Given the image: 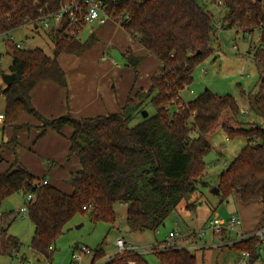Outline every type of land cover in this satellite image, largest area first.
<instances>
[{
    "label": "trees",
    "instance_id": "1",
    "mask_svg": "<svg viewBox=\"0 0 264 264\" xmlns=\"http://www.w3.org/2000/svg\"><path fill=\"white\" fill-rule=\"evenodd\" d=\"M69 0H0V32L7 33L32 22L36 24L39 10H55ZM106 11L126 33L146 49L136 55L127 48L123 53L126 65L133 70L134 81L120 111L83 118L70 111L54 116L43 115L32 100V90L39 82L51 80L67 91L68 78L59 62L62 54L81 56L89 51L99 37L93 30L85 40L78 39L80 28L63 25L55 30L53 56L41 48L25 49L5 41L12 56L10 72L17 75L9 85L0 84L4 98L3 126L12 130L7 141L0 143L1 152L10 150L14 159L0 172V206L16 192L33 194L28 202V216L34 225L31 246L47 259L56 240L78 213L90 212L93 221L114 222L115 205L127 206V224L131 232L155 231L165 224L182 201L189 202L203 181L205 157L212 149L208 135L222 127L228 138L243 136L246 145L222 171L218 188L223 200L236 196L243 202L258 201L264 225V127L238 119L242 112L237 97L218 94L206 88L194 99L185 101L182 92L194 81L196 67L213 51L212 37L216 24L221 29H235L243 37L259 30L253 60L259 78L255 93L242 91L248 109L264 122V5L263 0H104ZM222 8L217 22L211 6ZM53 30V31H54ZM147 55L160 62L157 73L150 77L147 89L136 87L139 67ZM155 107L135 125V114L145 110V101ZM177 105L175 111L171 110ZM173 111V112H172ZM229 112L235 119L224 118ZM23 113L31 115L38 125L36 142L49 130L61 133L70 126L67 160L76 156L80 167L71 176L72 191L67 192L46 178L34 175L20 160L18 149L24 127ZM243 113V112H242ZM51 165V163H50ZM0 255L19 251L21 240L9 232L14 211L0 208ZM260 245L257 237L239 241L233 247L255 254ZM162 264H197L191 249L167 248L157 253ZM104 257L100 246L92 257L95 263ZM253 261V260H252ZM104 264H151L144 253L126 250L104 260Z\"/></svg>",
    "mask_w": 264,
    "mask_h": 264
},
{
    "label": "rangeland",
    "instance_id": "2",
    "mask_svg": "<svg viewBox=\"0 0 264 264\" xmlns=\"http://www.w3.org/2000/svg\"><path fill=\"white\" fill-rule=\"evenodd\" d=\"M210 10L214 13L215 20L219 22L224 9L211 6ZM111 23L117 24L111 18H107L103 24L89 23L78 33V39L85 41L90 37L93 30L100 34L98 25H103L102 27L105 31L102 34L104 37L100 36V44L93 49V54H90V52L87 55L88 57L90 56V59L85 60V62L92 61L96 63L97 60H107L112 68H116L111 71L110 69L105 70L94 65L93 67L86 66L85 75L92 79H110L109 86L114 84L113 90L119 93H122L123 90L129 92L134 80L133 78L131 79L133 70L126 65L121 48L117 45L118 42L113 40L115 37L119 39L129 36L124 29L119 30L115 36L116 31L110 27ZM216 28V35L212 37L211 42L214 48L212 54L198 64L194 72V81L183 90L182 97L185 101L192 100L208 88L221 95L232 94L237 97L241 108L248 109L247 101L243 97L242 91L255 93L258 90L257 81L259 74L253 60V52H255L258 44L259 30L245 38L242 32L237 33L233 28L220 29L217 24ZM53 30L52 28L45 29L42 26L39 29H35V24L29 22L12 30L10 34L14 36L15 42L23 43L22 45L25 49L39 47L49 56H53L55 47V30ZM111 43H115L116 46ZM0 58V74L4 71L8 73L12 63V56L7 52L5 42L0 43ZM70 58V56L67 58V55L62 57L65 60L64 64L69 70L68 77L72 79V77H75L76 69L71 64L72 60ZM116 62L118 64H115ZM113 63L115 65H112ZM111 78H113L112 81ZM149 82L150 72L142 68L136 87L147 89ZM0 84L2 86L5 85L1 76ZM145 104V110L149 114L155 113L156 109L150 103L149 98L145 101ZM4 105V98L0 95V112L4 110ZM175 109H177V105L171 107V110L175 111ZM143 117V110L137 112L130 125H135ZM224 118L231 121L235 119L229 112L224 114ZM238 119L243 122H254L257 120L264 127L263 120H258L249 109L244 114L241 112ZM208 140L212 145V149L205 157L206 170L203 173V181L188 200L195 204V209L186 208L187 200L182 201L178 208L166 219L165 224L161 225L156 232L152 230L131 232L127 224V206L124 203H117L115 205L116 220L112 223L93 221L90 218V212L78 213L74 216L64 229V233L54 243L51 250V258L47 259L41 253L32 249L31 241L34 225L29 216H23L20 211L24 203L28 201V197L21 191L12 194L2 202L0 208L2 212H15L9 232L17 236L21 240L22 245L19 251L13 255H0V264H72L74 261L72 253L77 249L74 248L77 245L78 248L85 245L92 252L83 255L80 261L75 262L76 264H104L105 259L117 252L115 242L119 237H123L128 244L140 248L141 246H152L156 243L165 242L168 234H170L169 232L173 229L178 232V237L175 239L177 244L201 243L200 248L191 249L197 256V264H239L238 259L241 256V250L233 246L244 239V234H248L257 228L259 220H255V218L259 219L260 215H262L261 204L258 201L246 203L236 196H230L228 200H223L220 194L213 192V189L218 186L220 175L224 168L235 159L246 145V138L243 136L228 138L225 130L219 127L208 135ZM238 214L241 216L242 222L243 220L251 222L255 227H244L242 223L236 228L238 232L246 231V233L240 234L241 237H239V234L231 233L232 238H238L234 239L231 244L221 246L212 244L216 240L213 238V233L206 219L210 215H214L217 219V225L227 226L230 218ZM201 229L206 230L202 236L198 233ZM100 246H102L105 256L99 257L93 263L91 261L92 257ZM262 248L263 251L260 253L262 260H255L252 264H264V244ZM161 250L164 249H154V251L144 253V255L149 263L162 264L157 255Z\"/></svg>",
    "mask_w": 264,
    "mask_h": 264
},
{
    "label": "crops",
    "instance_id": "3",
    "mask_svg": "<svg viewBox=\"0 0 264 264\" xmlns=\"http://www.w3.org/2000/svg\"><path fill=\"white\" fill-rule=\"evenodd\" d=\"M96 23L103 24L104 22ZM102 26L103 25H98L100 34L96 32L99 41L100 36L102 38L104 37L102 32L105 30ZM110 27L116 31L115 36L119 30H123L119 24L111 23ZM113 40L118 42L117 45L120 46L119 48H121L122 53H124L127 48L131 47L136 55L147 54L146 49L140 42L132 39L130 36L119 39L115 37ZM99 41L81 56L67 53L60 56L59 62L65 69L68 78V100L67 91L54 81L43 80L34 87L32 90V100L34 105H36L35 107H37L43 115L54 117L70 111L75 117L83 118L98 114H109L121 110L130 91L123 90V94L119 93L112 89L114 84L109 86L110 79H92L85 75L87 70L86 66L93 67L94 65L105 70L110 69L111 71L116 69L112 68L107 60H97L96 63L92 61L85 62V60L90 59V56L88 57L87 55H89L90 52V54H93V49L100 44ZM111 44L116 46L115 43ZM65 55H67V58L69 56L71 57V64L76 69L75 77H72V79L68 77L69 70L64 64L65 60L62 59ZM115 64L118 63L116 62ZM115 64L113 63L112 65ZM142 68L149 71L151 77L154 73L159 71L160 62L155 57L147 55L143 64L140 65L139 71H141ZM71 70H73V68H71ZM113 78H111V81ZM132 78L134 79L133 72L131 75V79ZM20 120L22 123L28 122L32 125L30 127H24V129L21 130L20 146L18 149L20 160L37 177L46 176L49 183L67 192H71L72 186L69 184V180L72 174L80 167L79 160L76 156L72 157L69 161L66 159L70 145L69 136L72 133V128L66 125L61 133L49 130L42 138L35 142L34 138L39 133V130L35 127V125H38V122L27 113H23ZM11 135L12 130L9 127H4L3 120H0L1 141H7ZM1 156L4 158V162L1 164L2 166L0 165V172L5 170L8 167V162L14 159V154L10 150L1 152ZM213 216L210 215L209 217ZM255 220H259L260 225L262 215H260L259 219L255 218ZM253 225V223L243 220L244 227L248 226V228H254L255 226ZM77 246L74 248H77Z\"/></svg>",
    "mask_w": 264,
    "mask_h": 264
},
{
    "label": "built area",
    "instance_id": "4",
    "mask_svg": "<svg viewBox=\"0 0 264 264\" xmlns=\"http://www.w3.org/2000/svg\"><path fill=\"white\" fill-rule=\"evenodd\" d=\"M106 5L104 3V0H69L66 1L61 7L55 10H46L45 8H41L39 10V16L37 17V21L35 24V29H39L40 26L44 27L45 29H56L61 28L63 25H69L73 28H80L81 26L84 27L86 24L99 22L103 23L106 21L107 18H110L109 13H107ZM218 28H220V24L217 25ZM82 29V28H81ZM80 29V30H81ZM221 29V28H220ZM11 32V31H10ZM8 31L7 33H1L0 32V43L8 41L15 44L19 48H24L23 43H17L14 40V36L10 34ZM236 48V46H234ZM1 61V58H0ZM0 95L3 96L2 92L0 91ZM248 109L242 108L243 114L247 112ZM4 119V114L0 113V120ZM49 180L47 178H44L42 180V183L46 184ZM28 201L24 203V205L21 207L20 211L23 216H27L28 214V208L29 204L28 202L33 199V194L27 195ZM1 214V211H0ZM207 220V224L209 225V228L211 229L213 233V238L216 240V242L213 241L212 244H215L217 246L221 245H229L231 244L234 239L238 238H232L231 233L242 234L243 232L246 233V231L238 232L236 230L237 226L241 225L242 218L241 216L234 215L230 218L227 226L217 225L216 224V216L209 217ZM208 230V228H207ZM206 232L205 229H201L198 231L200 236L204 235ZM167 236V240L162 243H156L152 246H141L140 248L138 246L128 244L123 237H119L115 244L117 247V252H123L126 250H135L141 253H148L150 251H154V249H167V248H185V249H193V248H200L201 243L198 244H177L175 242V239L178 237L177 230L173 229L169 232ZM231 237V238H227ZM243 240H248L253 237H257L259 239L260 245L258 246L257 252L253 255V253L249 250H245L241 252V256L238 259L239 264H252L255 260L261 261L262 256L260 253L263 251V244H264V225L256 228L252 232H249L248 234L243 235ZM92 251L90 248H88L85 245H82L72 253V259L74 260L72 264H76L75 262L80 261L83 258V255L90 254ZM115 253L111 254L114 255ZM110 255V256H111ZM109 256V257H110ZM253 260V261H252Z\"/></svg>",
    "mask_w": 264,
    "mask_h": 264
},
{
    "label": "water",
    "instance_id": "5",
    "mask_svg": "<svg viewBox=\"0 0 264 264\" xmlns=\"http://www.w3.org/2000/svg\"><path fill=\"white\" fill-rule=\"evenodd\" d=\"M17 75L18 74L14 73V72H8L7 73L5 71L4 72H1V74H0L3 82L5 84H7V85L11 84L16 79ZM148 114L149 113L146 110H143V116L144 117H147ZM72 181H73L72 178H70L69 182H72ZM213 192H215L217 194L220 193V190H219L218 186L213 189Z\"/></svg>",
    "mask_w": 264,
    "mask_h": 264
}]
</instances>
